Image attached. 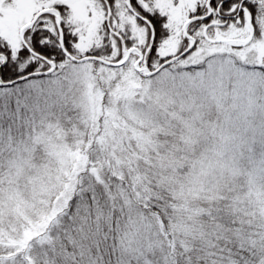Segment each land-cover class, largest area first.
<instances>
[{"label": "snow or ice", "instance_id": "6c2138e0", "mask_svg": "<svg viewBox=\"0 0 264 264\" xmlns=\"http://www.w3.org/2000/svg\"><path fill=\"white\" fill-rule=\"evenodd\" d=\"M0 264H264V0H0Z\"/></svg>", "mask_w": 264, "mask_h": 264}]
</instances>
